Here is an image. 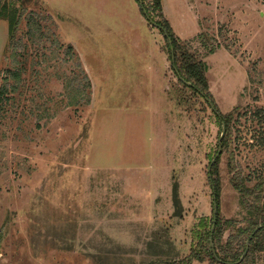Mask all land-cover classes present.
Returning a JSON list of instances; mask_svg holds the SVG:
<instances>
[{"label": "rangeland", "instance_id": "rangeland-1", "mask_svg": "<svg viewBox=\"0 0 264 264\" xmlns=\"http://www.w3.org/2000/svg\"><path fill=\"white\" fill-rule=\"evenodd\" d=\"M160 5L156 19L206 64L215 109L230 115L219 218L241 221L230 181L264 174V0ZM16 7L13 49L0 20V264H186L213 216L216 115L177 83L137 0ZM200 256L189 264H219ZM240 264H264V252Z\"/></svg>", "mask_w": 264, "mask_h": 264}, {"label": "trees", "instance_id": "trees-1", "mask_svg": "<svg viewBox=\"0 0 264 264\" xmlns=\"http://www.w3.org/2000/svg\"><path fill=\"white\" fill-rule=\"evenodd\" d=\"M16 2L17 0H0V20H5L7 22L8 48L12 49L17 43L16 33L24 12V10L16 7ZM137 3L139 4L138 0ZM141 3L147 16L159 26L158 30L161 32L166 41V47L170 55L171 68L174 66L177 74L182 79V81H180L172 69L177 83L182 88L190 90L193 94L203 99L209 108L210 103L215 113H218L208 92V85L205 77L207 72L206 64L201 61L197 55L190 53L188 43H178L167 22L156 19V16H161L160 0H141ZM140 12L142 13L141 8ZM25 20L28 28H31L32 22L37 24L34 17L30 15H26ZM39 28L40 26L36 25L38 39L40 41L49 39L50 31L44 32ZM32 34L33 32L30 31L31 36ZM170 47L173 49V63L171 62ZM214 50L215 49L209 50L208 54H213ZM69 51L70 47L67 48V54ZM77 66L80 67L79 63ZM19 74L20 72L18 70L9 73L10 77L16 80L19 78ZM184 82L189 83L190 86L188 87ZM3 86L0 88V98L5 96V88ZM85 86H79L77 94L82 96ZM259 114L260 113L258 112L257 115ZM218 116H216V121L220 129L221 123H224L226 133H228L230 130V115L224 116L218 113ZM218 164L219 160H216L213 164L211 172L213 179L211 180V183L209 182L210 187L212 185L215 191V203L217 207L215 226L211 232L213 216L210 218L208 224L202 223L199 225L200 227L198 226L200 230L197 235L199 246L190 253L186 264H189L192 260H198L199 262L203 261V257L200 256L201 254L208 256V258L214 263H218L216 258L223 263L236 262L244 252L247 242H249L248 252L241 263L248 261L249 258L258 252H264V174L256 176L253 181L250 179L243 181L235 179L230 181L232 188L239 196V200L245 210L246 217L241 221H222L219 218L220 213L218 208L219 179L216 178ZM255 229L259 230L253 234ZM210 234L212 248L210 246ZM225 234H227V237L224 239ZM250 237L251 239L249 240ZM212 249L214 251V255L212 253Z\"/></svg>", "mask_w": 264, "mask_h": 264}, {"label": "water", "instance_id": "water-1", "mask_svg": "<svg viewBox=\"0 0 264 264\" xmlns=\"http://www.w3.org/2000/svg\"><path fill=\"white\" fill-rule=\"evenodd\" d=\"M138 2H139V6H140V8H141V11H142V15L144 16L145 20H146L151 26H153V27L159 29V26L156 25V23L153 22V21L147 16L146 12L143 10L141 0H138ZM172 52H173V49H172V47H170L171 62L173 63V55H172ZM172 69H173L175 75L177 76V78H178L180 81H182V79L180 78V76L177 74V72H176L174 66H173ZM184 83H185V82H184ZM185 84H186L188 87L190 86L189 83H185ZM209 106H210L211 110L215 113V111H214V109H213V107H212V105H211L210 103H209ZM215 115L218 116L217 113H215ZM218 117H219V116H218ZM224 134H225V125H224V123H221V133H220V137H219V139H218V143H217V152H216V155H215V157L213 158V160L210 162L209 167H208V169H207V177H208V181H209L210 183H211V174H210L211 167H212V165L215 163L216 159L219 157V155H220V153H221V141H222V139H223V137H224ZM211 192H212V201H213V224H212V227H211V232H212V231H213V228H214V226H215L214 224H215V218H216V214H217V207H216V203H215V191H214V187H213L212 185H211ZM257 230H259V229H255L254 232H253V234H254L255 232H257ZM250 239H251V237L249 238V240H250ZM210 246H211V248H212L211 234H210ZM248 248H249V242L246 243V246H245L244 252L242 253V255H241V257L239 258V260L236 261V262H233V263H223V262L219 261L217 258H216V260H217V262H218L219 264H240V263L243 261L244 257L246 256V254H247V252H248ZM212 253H213V255H214V251H213V249H212ZM214 257H216V256H214Z\"/></svg>", "mask_w": 264, "mask_h": 264}]
</instances>
